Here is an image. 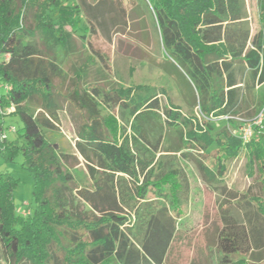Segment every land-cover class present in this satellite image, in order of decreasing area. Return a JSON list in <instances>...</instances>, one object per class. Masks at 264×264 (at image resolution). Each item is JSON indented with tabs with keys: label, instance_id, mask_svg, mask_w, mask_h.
Returning <instances> with one entry per match:
<instances>
[{
	"label": "trees",
	"instance_id": "obj_1",
	"mask_svg": "<svg viewBox=\"0 0 264 264\" xmlns=\"http://www.w3.org/2000/svg\"><path fill=\"white\" fill-rule=\"evenodd\" d=\"M138 1L203 121L172 103L161 106L166 92L150 85H84L79 70L65 93L55 86L67 79L62 64L76 51L73 33H81L93 60L110 71L89 39L109 24L127 26L123 0H0V164L21 158L32 178L31 212L23 217L13 203L19 180L0 169V264H165L187 186L179 166L167 169L156 157L161 149L194 163L205 184L227 194L231 201L218 207L223 225L235 224L228 216L233 202L243 208L251 252L227 256L209 246L206 261L264 264V137L256 127L243 145L229 130L237 122L220 119L251 120L264 108V0H256L253 34L244 0ZM62 103L81 117L75 151L86 166V186L66 169L73 158L44 133L58 131ZM8 109L17 129L5 125ZM104 112H116L124 123L119 140L109 134ZM243 151L257 196L226 192L222 183L227 162Z\"/></svg>",
	"mask_w": 264,
	"mask_h": 264
},
{
	"label": "rangeland",
	"instance_id": "obj_2",
	"mask_svg": "<svg viewBox=\"0 0 264 264\" xmlns=\"http://www.w3.org/2000/svg\"><path fill=\"white\" fill-rule=\"evenodd\" d=\"M76 1H85L90 4L93 2V0ZM244 4L246 21L251 34H253L257 28V1L244 0ZM123 6L127 12L126 27L115 28L108 23L107 29L100 30L98 35L89 39L91 47L89 48L106 56L110 71L107 72L104 67L100 68L101 65L99 66L93 60L88 48L80 41L81 33H73L76 51L65 58L62 64L67 79L64 81L55 80V86L61 90V94L65 93L70 87V79L75 77L74 71L79 70L82 71L81 82L84 85H98L104 89H110L115 85L124 88L150 85L166 92L168 99L159 97L161 106L166 107L172 103L183 114L195 117L199 122L203 121L198 110L192 108L190 87L164 58L146 4L135 0L134 4L130 5L129 0H123ZM110 15L112 14L110 13ZM65 30L70 32V27H66ZM12 112L13 109L5 111L4 122L6 126L17 129L16 118L10 115ZM103 116L109 134L119 140L120 129L124 128V123L118 119L116 112H114V116L104 112ZM58 120V131H45V136L49 142L57 144L61 153L73 158L71 166H69L71 169L67 166L66 169H69L73 174L76 183L84 186L89 185L85 163L75 151L81 117L67 103H62ZM229 126H231L229 128L231 133L238 135V130L234 128L236 125L230 123ZM159 133V130L151 132L150 140L154 141ZM6 135L10 139L15 137V134L9 130ZM156 157L164 162L167 169L174 165L179 166L183 171V184L187 186V188L184 187L186 197L183 200V214L165 264H215L214 261H206L209 246L227 256L234 253L248 255L252 247L243 208L233 202L228 216L235 224L223 225L220 221L218 207L225 200L231 201L227 198V194L226 197L221 196V189H213V186L205 184L194 163L180 160L178 155L166 154L163 149ZM21 161L19 158L14 164H0V169L8 171L15 179L19 180V184L13 191V203L16 213L26 217L31 212L29 203L32 178L21 168ZM207 163L211 165V157ZM248 173V158L243 151L238 157L227 162L222 182L226 192L257 196L258 190ZM240 199L241 196L238 200Z\"/></svg>",
	"mask_w": 264,
	"mask_h": 264
},
{
	"label": "built area",
	"instance_id": "obj_3",
	"mask_svg": "<svg viewBox=\"0 0 264 264\" xmlns=\"http://www.w3.org/2000/svg\"><path fill=\"white\" fill-rule=\"evenodd\" d=\"M263 118H264V108L261 112L251 120H244L240 117L225 115L220 117L221 120L230 121L234 120L237 122L238 126V137L241 140L242 144H247L253 135L256 133L255 128H258L257 133L262 134L264 137V128H263ZM26 206V203L24 204Z\"/></svg>",
	"mask_w": 264,
	"mask_h": 264
}]
</instances>
